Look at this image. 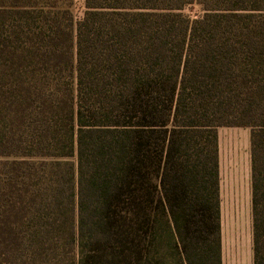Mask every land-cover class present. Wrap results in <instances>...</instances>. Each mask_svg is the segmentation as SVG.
Segmentation results:
<instances>
[{
    "label": "trees",
    "instance_id": "obj_1",
    "mask_svg": "<svg viewBox=\"0 0 264 264\" xmlns=\"http://www.w3.org/2000/svg\"><path fill=\"white\" fill-rule=\"evenodd\" d=\"M221 127L264 264V0H0V159L76 160L75 264H223Z\"/></svg>",
    "mask_w": 264,
    "mask_h": 264
},
{
    "label": "rangeland",
    "instance_id": "obj_2",
    "mask_svg": "<svg viewBox=\"0 0 264 264\" xmlns=\"http://www.w3.org/2000/svg\"><path fill=\"white\" fill-rule=\"evenodd\" d=\"M83 11L77 1L78 16ZM218 134L223 264H254L251 130L221 127ZM62 189L76 192L75 159H0V264L76 263V204L54 211L45 205Z\"/></svg>",
    "mask_w": 264,
    "mask_h": 264
}]
</instances>
